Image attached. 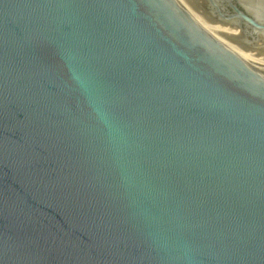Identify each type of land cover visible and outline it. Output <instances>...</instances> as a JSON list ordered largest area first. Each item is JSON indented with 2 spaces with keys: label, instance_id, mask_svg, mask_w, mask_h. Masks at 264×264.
Masks as SVG:
<instances>
[{
  "label": "water",
  "instance_id": "95a60500",
  "mask_svg": "<svg viewBox=\"0 0 264 264\" xmlns=\"http://www.w3.org/2000/svg\"><path fill=\"white\" fill-rule=\"evenodd\" d=\"M183 1L0 0V264H264V0Z\"/></svg>",
  "mask_w": 264,
  "mask_h": 264
},
{
  "label": "rangeland",
  "instance_id": "374dc122",
  "mask_svg": "<svg viewBox=\"0 0 264 264\" xmlns=\"http://www.w3.org/2000/svg\"><path fill=\"white\" fill-rule=\"evenodd\" d=\"M181 2L183 3L184 1H182L181 0ZM184 5H185V3H183ZM189 9V8H188ZM190 10V9H189ZM193 14H195V15H193L194 17H196L198 20L200 19V18H198V16H197V14L195 13L196 11H193V10H190ZM199 21H201V20H199ZM201 23L203 24V22L201 21ZM203 26H207V25H205V24H203ZM207 28V27H206ZM207 29H209V28H207Z\"/></svg>",
  "mask_w": 264,
  "mask_h": 264
},
{
  "label": "bare ground",
  "instance_id": "6f19581e",
  "mask_svg": "<svg viewBox=\"0 0 264 264\" xmlns=\"http://www.w3.org/2000/svg\"><path fill=\"white\" fill-rule=\"evenodd\" d=\"M181 1V0H180ZM183 1V0H182ZM184 3V2H183ZM196 12V14H197V16H198V18H200L199 20H201V17H200V15L198 14V11L197 10H195ZM193 15H195V14H193ZM201 22V21H200ZM203 24H205V23H203ZM205 25H207L206 27L207 28H209L210 29V25L209 24H205Z\"/></svg>",
  "mask_w": 264,
  "mask_h": 264
}]
</instances>
